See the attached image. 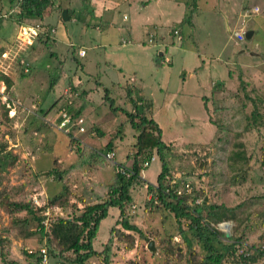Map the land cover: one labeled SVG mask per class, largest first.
<instances>
[{"label":"rangeland","instance_id":"374dc122","mask_svg":"<svg viewBox=\"0 0 264 264\" xmlns=\"http://www.w3.org/2000/svg\"><path fill=\"white\" fill-rule=\"evenodd\" d=\"M181 1L184 2H164L166 16L162 20L154 19L156 25L164 26L163 31L155 33L153 43L146 39V50L134 53L132 63L120 49L116 57L124 62L117 65L111 56L108 60L111 66H106L102 59L109 55L108 51L100 49L102 46L96 42L95 51L87 48L86 58L77 55L76 50L77 60L87 64L91 78L100 82L99 92L90 98H86V92L85 97H81L84 85L73 86L74 77H80L77 66L68 64L67 78L62 81L66 84L62 86V96L57 106L47 113L58 99L59 89L49 95L48 76L44 77V83L36 81L41 79L37 75L39 66L31 69V77L21 75L20 62L26 59L25 54L35 39L31 38L28 43L20 32L3 35L8 42L5 46H8L0 47V145L17 155L18 162L8 171H0V192L11 201L29 202L31 198L35 206L36 199L43 205L61 193L66 196V202L62 207L51 209L54 218H71L82 210L83 205L104 201L109 187L115 182L118 163L129 167L136 151L133 146L136 133L123 111L133 113V101H138L145 108V115L158 124L162 140L168 146L163 152L167 175L191 184L193 193L188 197L191 202L233 210L235 221L211 225L220 232L212 242L217 248L240 239L235 251L231 249L233 256L228 255L223 261V264H233L232 257L246 256L253 251L255 254L264 252V3L262 0ZM1 2L5 5V1ZM252 6H258L260 13L245 20L244 27L245 32H254L253 38L242 42L229 39L228 27L241 26L237 23H241L240 13ZM227 14L230 25H227ZM191 16L195 24L192 39V28L188 25ZM180 20L183 32L178 41L173 30H178ZM118 24L120 30L123 23L119 20ZM123 30L122 35H127L125 28ZM142 30L138 32L139 37ZM4 32L0 31L1 34ZM161 36L165 39L163 43ZM166 43H170L169 49H166ZM3 51H6V57H2ZM101 51L103 55L97 58L95 53ZM161 53L171 64L163 62ZM95 60L100 64L97 65ZM133 74L135 82L134 78H129ZM206 74L211 76L207 88L202 86ZM5 77L15 78L21 84V90L30 89L33 95L23 98L24 93L20 91L17 93L20 97L9 98L3 81ZM93 84L95 82L87 89ZM125 86L136 87L135 93L130 94L132 98ZM69 88L76 91L71 98L63 95ZM104 89H108L109 98L120 112L112 111L109 102L104 101ZM66 99L70 100L75 113L81 111L77 119L83 120L84 133H78L74 123H71L69 134L56 128L59 106L66 104ZM254 111L261 120L253 122L251 114ZM118 130L119 135L116 134ZM111 140L114 158L107 160L104 156L108 152L104 150ZM90 153L96 155L89 159ZM152 155L155 161L140 173L139 182L130 190L132 203L125 207L128 222L142 234L130 233L132 248H128L129 242H119L112 236L108 252L110 264H191L187 261L191 253L196 261L206 255L188 230L187 222L180 225L171 212L159 206L156 208V196L147 186H156L162 165L157 154L153 152ZM52 170L61 173V181L49 177ZM5 203L0 205V233L11 237V244L3 248L4 261L26 264L24 253L35 252L43 245L39 242L40 235L36 233L30 239L17 236L6 214ZM23 216L24 213L16 215L17 218ZM119 221L118 210H109L94 241L93 246L98 252H102L108 242L112 226L123 231L117 225ZM30 226L26 227L36 229L35 224ZM10 227L11 232L7 234L3 229ZM150 242L155 248L153 252L148 249ZM103 257L87 264H105ZM5 262L0 257V264ZM256 264H264V257Z\"/></svg>","mask_w":264,"mask_h":264},{"label":"trees","instance_id":"16d2710c","mask_svg":"<svg viewBox=\"0 0 264 264\" xmlns=\"http://www.w3.org/2000/svg\"><path fill=\"white\" fill-rule=\"evenodd\" d=\"M2 0H0V4ZM10 4L11 9H17L19 11V21L32 23L35 25L37 23L41 24L43 31L39 32L35 41H40L43 44L48 43L50 40L53 42L54 39L51 38V30L46 26L43 21L45 18L50 17L53 13L54 1L52 0H3ZM8 13H2L0 15V21L8 20L3 19L1 16ZM31 20L37 21L30 22ZM24 25V24H23ZM46 50H49L48 47ZM52 57V56H49ZM23 61V60H22ZM22 65V77L26 76V70H29L28 65L26 68L25 62ZM7 86V90L11 87V79L3 78ZM57 79L52 80L50 83V88L54 87ZM79 87V86H78ZM76 87V88H78ZM128 89V96L131 97L134 88L131 86L125 87ZM136 89V88H135ZM73 93L76 91L72 90ZM105 96L104 101L109 102V108L112 111H121L114 106V102L109 98L108 89H104ZM83 92H81L82 94ZM135 93V92H134ZM79 97V96H78ZM59 98L52 104V106L45 112H50L51 109L57 105ZM142 101V100H141ZM151 105V104H150ZM134 112L128 113L123 111V114L128 120L131 128L135 131L136 136L134 138V148L135 153L132 155L130 166L127 167L124 163H118L126 167L132 172L129 178L123 175L116 174L115 182L113 186L109 187L106 199L102 202L83 205L82 210H79L78 214H74L71 218L53 217L52 224L49 230L45 231L42 221L45 219L44 216L39 215L40 212L46 209H52L56 206L62 207L66 202V196L63 194H57L51 197L43 207L35 206L31 198L29 202H17L9 200V197L0 192V205L6 204V214L11 220V227L17 232L16 235L22 239H30L36 233L40 235V244L45 243L46 255L49 261H55V264H87L92 259L99 258V256H104L103 261L105 264L109 263L108 252L110 251V245L112 244V236H115L119 242H129L128 248H132L133 240L130 233L142 234L139 228L135 225L130 224L127 220L125 207L132 203V197L130 195V190L139 182L140 173L144 170L143 164L145 161H150L151 154L155 152L161 161V170L156 179V186L148 185V189L151 193L156 196L157 201L156 208L162 207L167 211L171 212L175 220L181 225V223H188V230L192 232L193 236L198 243L201 244L202 248L206 251L205 257L201 260L196 261L194 254L187 260L191 264H223L226 256H233L231 249L234 250L240 239L231 241L221 248H217L212 244L213 240L218 237L220 232L213 228L211 225H217L228 220H236L233 210L225 208L224 206L209 205V204H194L188 197H177L174 195H165L163 193V185L165 177L168 173V168L163 156V152L168 150V146L162 140V131L158 124L149 116L145 115L144 107L141 106V102L133 101ZM152 108L151 106H147ZM68 113L71 122H74L81 114L78 110L76 113L72 106H68ZM153 112V111H152ZM251 119L256 122L260 119L259 114L254 111L251 114ZM60 120H58L59 122ZM116 134H121L120 130ZM114 143L109 141L105 146L106 152H113ZM96 153H90L88 158H93ZM18 162V156L13 154L11 151H7L2 145H0V171H8L9 168L16 165ZM49 177H53L55 181H61V173L59 171L52 170L49 172ZM63 190L66 191L64 187ZM117 209L119 212L120 221L117 225H120L123 231H121L117 226H112L109 230L110 238L108 242L103 246L102 252H98L94 248V241L98 237L99 228L101 222L105 220L109 215V210ZM227 211H232L228 213ZM24 213L22 218H17L16 215H21ZM204 214V215H203ZM39 215V216H38ZM51 219V220H52ZM36 229L27 228L28 226L34 225ZM178 225V227H180ZM27 226V227H26ZM30 226V227H31ZM11 227L3 229L10 234ZM127 231L129 234H124ZM181 233H183L181 231ZM222 235V234H221ZM127 240H125V239ZM44 239V240H43ZM11 237L3 236L0 233V257L1 261L4 263L5 256H3V248L5 245L10 246ZM220 244V242L218 243ZM126 248V249H128ZM189 248V247H188ZM190 249V248H189ZM235 251V250H234ZM27 260L26 264H41L43 255L37 250L35 252L24 253ZM264 257V252L260 251L255 254V251L246 256H237L230 258L233 264H256L261 258ZM6 263V262H5ZM7 264V263H6ZM16 264H22L17 262Z\"/></svg>","mask_w":264,"mask_h":264},{"label":"crops","instance_id":"0c3cea01","mask_svg":"<svg viewBox=\"0 0 264 264\" xmlns=\"http://www.w3.org/2000/svg\"><path fill=\"white\" fill-rule=\"evenodd\" d=\"M165 1L168 0H55L53 2V13L50 17L45 18L43 21V23L52 31L50 36L54 40L53 42L50 40L46 44H43L40 41H35L33 45L29 47V51L25 54L26 59H23V61L28 65L29 68V70L25 71L26 76L31 77V69H36L39 66L37 75L41 77V79H38L36 81H39V83L40 81H42V83H44V77L48 76L47 84L49 85V95L53 93L55 89H59V92H57V98H61V93L63 91L62 86L63 84L66 85L65 83H62V81L64 82V78H67V66L68 64L73 63L76 64V71L79 72V75L81 77H74L73 86L75 85L74 87H77V85L79 84L80 87H83L84 85V90H82L83 93L81 94L83 96L81 97L84 98L86 96V98H90L92 95L98 94V87L101 86V84L99 81L91 78V74L89 73L90 68L88 67V65L85 63L82 64L77 60L76 50H78V52L80 50H84L85 55L81 58H86L88 54L87 48H92V50L95 51L96 43H98L100 46H102L100 47V49L104 48L106 49V51H108L109 55L107 57H103L102 59L105 61L106 66L110 65L111 62L108 60L111 58V56L115 59L117 65H121L124 62L123 60L117 59L116 57V52H119L120 49L124 50V54L128 58L127 61L131 62V57L134 53L136 54L139 51L144 53V51L146 50V39L152 37L155 42L156 34L163 31L164 26L162 24L156 25L154 19L157 18L158 20H162L163 17L166 16V12L165 10H163V7H167V5L164 3ZM179 2L184 1L179 0ZM2 4L4 5V3L2 2L0 4V15L2 13H9L11 11H14V14H12L8 20H5L3 22L0 21V31H5L3 34L0 33V40L2 41L0 47H6L8 45L5 46V44H7L8 42L5 41L3 35L7 36L9 32L14 33L15 35V33L21 32L23 24L32 25V23L19 21V18L17 16V14L19 15V11L14 8L11 9L12 7L6 1L4 6ZM254 8H258V6L250 7V9ZM226 13H228V11H226ZM243 13L244 11L240 13L239 16V18L241 19V23H239V21L237 22L241 26L237 25L233 29H230L228 27V32L230 34L229 39L231 40H234L232 37V33L235 30H238L240 28L246 30L244 27L245 20L258 15L260 12L258 11V13L250 15L247 19H243ZM239 18L238 20H240ZM119 20H121V22L123 23L120 27V30L118 24ZM34 21L35 20H31L30 22ZM181 21L182 20L179 21L177 26L180 37L182 36L183 32ZM36 22L37 21H35V23ZM188 25L192 28L190 29L192 39V34L195 28L193 17L190 19V23ZM227 25H230L229 16ZM124 28L127 31V35H122L121 30L124 32ZM141 28H143V34L141 37H139L138 32ZM250 31L253 32L252 30ZM253 35L249 40L253 38ZM125 36L128 37L126 38ZM175 38L176 40H178L177 37ZM160 40V42L163 43L165 39L163 36H161ZM123 41L127 42L125 47L122 44ZM169 44L170 43L164 44L166 45V49L170 48V46H168ZM47 47H49L50 49L46 50ZM106 51H104V56H106L107 54ZM3 53H6V51H3L1 54ZM101 55H103L102 51L99 53H95V56L97 58H99ZM160 56V58H162L164 56L163 53H161ZM162 60L164 63L171 64V61L167 58H162ZM95 61L97 65L100 64V61ZM161 63L162 62L160 61V64ZM204 77L206 79V82L203 83L202 86L207 88L210 83L211 76L206 74ZM129 78H134V82L136 81V76L134 74ZM9 79H11L12 81L8 93V95L10 96L9 98L20 97L19 95H17V93L20 91L24 93L22 94V96H24L23 98H30V95H33V92L30 89L21 90V84L17 83L18 81L15 78L9 77ZM55 79H57L56 84L54 85V87L50 88L51 81ZM91 82H95V84L91 85V87L87 89ZM196 83L197 85H200L198 81H196ZM206 83L208 85H206ZM118 87L122 86L119 85ZM133 88L135 89L136 87L134 86ZM86 92L88 93L84 96Z\"/></svg>","mask_w":264,"mask_h":264},{"label":"built area","instance_id":"2783aa9c","mask_svg":"<svg viewBox=\"0 0 264 264\" xmlns=\"http://www.w3.org/2000/svg\"><path fill=\"white\" fill-rule=\"evenodd\" d=\"M52 1H55V0H52ZM258 11H259L258 8L245 10L243 13V19H247L250 15H252L254 13H258ZM13 12L14 11H11L8 14H4L1 17L3 19H7L10 15L14 14ZM21 29L22 30L20 33H23L24 36H26V42L28 40V43H29V40L31 38L36 37L39 32L43 31V28H42L41 24H39V23H37L35 25L24 24ZM173 34L178 38V41L181 40V37H180L179 32L177 30H174ZM245 34H246L245 30L243 28H240L238 30H235L232 33V37L237 42H242L245 40ZM149 39H150L149 42L152 43L153 38L150 37ZM122 44L126 45L127 42L123 41ZM78 55L80 57H83L85 55V51L80 50L78 52ZM6 56H7L6 53L2 54V57H6ZM23 62L24 61H21L22 64H23ZM26 68H27V64H26ZM72 93L73 92L69 88V90H66L63 95H65V97L68 96V98L69 97L71 98V97H73ZM1 95H2V97H4L3 96L4 94H1ZM75 96H78V94H76ZM65 102H66V104L64 103L63 105L59 106L60 111L58 112V118L56 121L57 122L56 128L59 131H63L64 133L69 134L70 128L72 126L71 123H74L73 125H74V127H77V132L78 133H84L85 129L82 126L83 120L81 118H79V119H76L74 122H71V119H70V116L68 113V109H67L68 106H71V102L68 99H66ZM58 120H60V121L58 122ZM113 154L114 153H112V152H108L105 154L104 158L107 160H113V158H114ZM153 161H155L154 155L151 156L150 161L144 162L143 168H148ZM116 173L123 175L126 178H129L132 175V172L121 164L117 165ZM142 173H143V171H142ZM163 193L165 195H174L177 197H190L193 193V187L191 186V184L188 181L180 180L179 178L169 177L168 175H166L164 185H163ZM36 201H37L38 207H43L44 204L40 205L38 203V199H36ZM156 201H157V198L155 197L154 202H156ZM193 202L196 204H201L198 201H193ZM56 209L60 212V209H58V208H56ZM50 211H51L50 209H46L43 212H41L42 213L41 215L45 217V219L42 221V224L44 225L45 231L49 230V228L51 227L52 221H53ZM38 251L43 255L41 264H49L48 259H47V255H46L45 243L38 249ZM28 252L31 253L32 251H28Z\"/></svg>","mask_w":264,"mask_h":264},{"label":"water","instance_id":"95a60500","mask_svg":"<svg viewBox=\"0 0 264 264\" xmlns=\"http://www.w3.org/2000/svg\"><path fill=\"white\" fill-rule=\"evenodd\" d=\"M262 1H263V3H264V0H262ZM252 35H253V32H251V31H247L246 34H245V39L249 40V39L252 37ZM226 237L228 238L229 235L226 234ZM148 249H149L150 251H152V252L155 250V248H154V246H153V242H150V243H149V245H148Z\"/></svg>","mask_w":264,"mask_h":264}]
</instances>
